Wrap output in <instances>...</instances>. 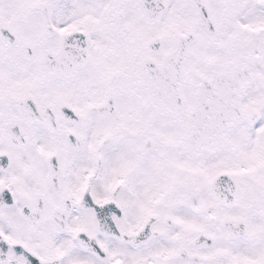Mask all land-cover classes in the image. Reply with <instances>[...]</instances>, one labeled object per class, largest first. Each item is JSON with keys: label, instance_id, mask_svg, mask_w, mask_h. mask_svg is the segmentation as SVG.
Masks as SVG:
<instances>
[{"label": "snow or ice", "instance_id": "snow-or-ice-1", "mask_svg": "<svg viewBox=\"0 0 264 264\" xmlns=\"http://www.w3.org/2000/svg\"><path fill=\"white\" fill-rule=\"evenodd\" d=\"M0 264H264V0H0Z\"/></svg>", "mask_w": 264, "mask_h": 264}]
</instances>
